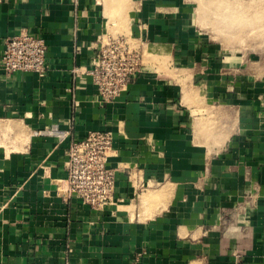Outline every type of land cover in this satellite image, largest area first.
Returning <instances> with one entry per match:
<instances>
[{"label": "crops", "instance_id": "crops-1", "mask_svg": "<svg viewBox=\"0 0 264 264\" xmlns=\"http://www.w3.org/2000/svg\"><path fill=\"white\" fill-rule=\"evenodd\" d=\"M127 5L119 27L100 0H0V59L21 33L47 46L43 77L0 68V264H264V60L211 44L181 0ZM108 36L145 68L105 103L84 74ZM54 125L71 137L37 135ZM96 131L116 188L93 210L57 184Z\"/></svg>", "mask_w": 264, "mask_h": 264}, {"label": "built area", "instance_id": "built-area-1", "mask_svg": "<svg viewBox=\"0 0 264 264\" xmlns=\"http://www.w3.org/2000/svg\"><path fill=\"white\" fill-rule=\"evenodd\" d=\"M0 68L7 76L19 73L45 76V40L25 33L10 38L0 59ZM144 68L143 53L138 44L126 36H108L101 41L94 65L84 75L96 87L98 100L110 103L132 86ZM79 71L74 68L72 73L78 75ZM37 135L63 142L71 137V130L54 125ZM111 146V134L102 131L91 132L85 138L71 142L65 164L66 176L57 184V192L63 200L76 198L93 210L113 200L116 173L107 167Z\"/></svg>", "mask_w": 264, "mask_h": 264}, {"label": "rangeland", "instance_id": "rangeland-1", "mask_svg": "<svg viewBox=\"0 0 264 264\" xmlns=\"http://www.w3.org/2000/svg\"><path fill=\"white\" fill-rule=\"evenodd\" d=\"M100 1L112 23L121 27L120 18L127 10L129 0ZM181 2L191 11L197 26L211 44L222 46L225 52L238 56L251 72L259 69V61L264 60V0Z\"/></svg>", "mask_w": 264, "mask_h": 264}]
</instances>
